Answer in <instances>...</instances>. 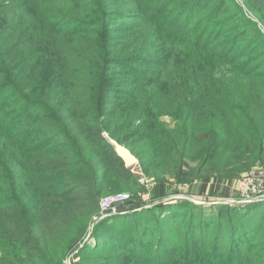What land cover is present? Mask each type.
Here are the masks:
<instances>
[{"label":"trees","instance_id":"obj_1","mask_svg":"<svg viewBox=\"0 0 264 264\" xmlns=\"http://www.w3.org/2000/svg\"><path fill=\"white\" fill-rule=\"evenodd\" d=\"M241 1L0 0V264H264V201L99 217L140 185L112 142L155 201L264 165V0Z\"/></svg>","mask_w":264,"mask_h":264},{"label":"rangeland","instance_id":"obj_2","mask_svg":"<svg viewBox=\"0 0 264 264\" xmlns=\"http://www.w3.org/2000/svg\"><path fill=\"white\" fill-rule=\"evenodd\" d=\"M236 2L244 8V5L241 0H236ZM161 120L164 122L163 124L166 128L167 127L173 128L175 125L180 124L179 122H176L170 114L169 116H164ZM112 144L114 145L116 151L121 155V157L125 161L126 167L131 171V173L133 174V176L136 178V180L139 182L141 186L140 185L139 186H127V189L125 190L114 192L111 194H105L103 197L110 196V195L117 194V193H123V194H127V200L124 201L126 202L130 199L129 197L131 193L137 192V194H139L142 197L144 203L146 204L144 207H151L157 203H173L176 200H186V201L193 203L196 206H204L205 208L211 207L213 205H219V204H230L229 206L232 207L231 204L233 203H229V201L234 200L235 197L237 196L236 191H234L232 187L233 182L236 179L240 178L242 175L249 173L255 168L264 167V165L256 164L252 166L249 170L242 172L236 177L225 179V183L230 182L229 184L230 188H229V191L226 192V194L216 193V194L210 195L208 191H205L203 194H201L200 190H198V186H195V184L193 185L192 183L191 184H188V183L178 184V183L172 182L170 184L169 191H167L168 193L167 196L159 201H155L152 198V188L154 187V180L152 178L144 177L141 174L140 165H139L137 158L132 153L129 152L126 146L118 145L114 142H112ZM168 179L172 180L171 177H168ZM211 211L214 213L216 209H212ZM102 213L103 212L101 211L99 207V215H100L99 217H101ZM99 217H94V220H96V218L98 219ZM92 225L93 223L89 224L87 228V234L84 240H86L87 236L90 234ZM82 243L79 245V247L82 246ZM76 251L77 249L66 258L67 264H78L77 263L78 258L74 256ZM21 255H22V261H23L24 253L22 252Z\"/></svg>","mask_w":264,"mask_h":264},{"label":"built area","instance_id":"obj_3","mask_svg":"<svg viewBox=\"0 0 264 264\" xmlns=\"http://www.w3.org/2000/svg\"><path fill=\"white\" fill-rule=\"evenodd\" d=\"M232 187L237 196L229 203L264 201V167L255 168L242 175L233 182ZM125 200H127V194L123 193L102 197L99 201V207L103 212L101 217L117 214L119 205Z\"/></svg>","mask_w":264,"mask_h":264},{"label":"water","instance_id":"obj_4","mask_svg":"<svg viewBox=\"0 0 264 264\" xmlns=\"http://www.w3.org/2000/svg\"><path fill=\"white\" fill-rule=\"evenodd\" d=\"M90 231V230H89Z\"/></svg>","mask_w":264,"mask_h":264}]
</instances>
